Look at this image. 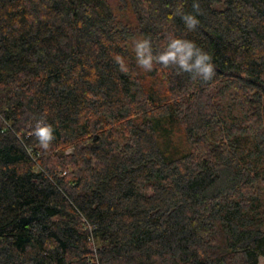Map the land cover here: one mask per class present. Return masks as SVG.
Instances as JSON below:
<instances>
[{"label": "trees", "instance_id": "obj_1", "mask_svg": "<svg viewBox=\"0 0 264 264\" xmlns=\"http://www.w3.org/2000/svg\"><path fill=\"white\" fill-rule=\"evenodd\" d=\"M195 2L0 0V264H259L264 0ZM171 35L211 80L139 68Z\"/></svg>", "mask_w": 264, "mask_h": 264}, {"label": "clouds", "instance_id": "obj_2", "mask_svg": "<svg viewBox=\"0 0 264 264\" xmlns=\"http://www.w3.org/2000/svg\"><path fill=\"white\" fill-rule=\"evenodd\" d=\"M195 12L185 13L180 8L175 10L188 31L194 30L199 24L198 16L201 14L198 3H193ZM132 50L135 54V62L139 68L150 72L156 64L165 68L174 65L178 73H188L193 80L209 81L215 73L213 57L210 52L202 49L195 41L183 36L171 35L166 38L162 49L154 51L152 41L147 38H138L132 41ZM120 71L127 73L128 64L120 55L115 57ZM40 145L47 149L54 139V129L50 124L37 121L34 129Z\"/></svg>", "mask_w": 264, "mask_h": 264}, {"label": "rangeland", "instance_id": "obj_3", "mask_svg": "<svg viewBox=\"0 0 264 264\" xmlns=\"http://www.w3.org/2000/svg\"><path fill=\"white\" fill-rule=\"evenodd\" d=\"M258 263L259 264H264V257H259Z\"/></svg>", "mask_w": 264, "mask_h": 264}]
</instances>
